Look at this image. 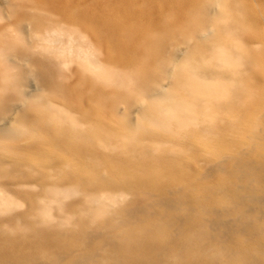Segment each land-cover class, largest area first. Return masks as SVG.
<instances>
[{"label": "bare ground", "instance_id": "obj_1", "mask_svg": "<svg viewBox=\"0 0 264 264\" xmlns=\"http://www.w3.org/2000/svg\"><path fill=\"white\" fill-rule=\"evenodd\" d=\"M1 1L13 17L25 4V0ZM50 1L57 3L51 15L27 11L19 16L21 23L0 26V264H264V128L257 126L256 140L246 148L224 156L204 173L185 176L179 186L164 184L155 168L144 169L152 162L158 165L163 157L142 149L137 154L130 148L141 144L144 132H152L153 125L168 130L177 126L181 134L193 135L188 132L192 125L210 136L228 88H233L232 94L244 93L242 68L252 61V53L243 40L248 26L233 15L237 11L247 16L232 4L237 0H227L232 5L208 0L202 8L206 17L201 13L199 18L203 27L183 39L188 49L185 63L180 64L175 54V61L162 65L172 83L183 88L179 93L163 90V85H144L110 68V59H100L90 36L68 25L89 18L83 2L91 1L101 14L103 4ZM4 14L0 11V20ZM90 19L111 42L116 24L97 16ZM40 23L46 26L39 28ZM73 62L138 104L139 117L133 119L127 110L122 121L135 159L111 158L114 154L109 150L102 153L100 147L97 153L94 146L85 145L92 130L71 113L79 105L72 97L77 90L69 81ZM78 78L90 80L81 72ZM34 83L35 91L29 90L28 84ZM81 103L90 106L92 101L85 97ZM98 103L106 105L104 98ZM63 116L84 137L69 136L62 142L56 138L78 155L87 153L96 166L87 172L89 180L65 170L62 176L69 180L63 184L48 175L55 173L24 167L28 163L23 153L41 149V142L34 143L36 135L49 134ZM23 121L28 123L20 124ZM22 139L29 140L23 151L12 144ZM169 152L164 156L177 153ZM101 166L110 170H100ZM222 170L229 174L228 180L210 179ZM178 172L175 168L171 175ZM10 189L27 199L25 210H17L21 204L7 193Z\"/></svg>", "mask_w": 264, "mask_h": 264}, {"label": "rangeland", "instance_id": "obj_2", "mask_svg": "<svg viewBox=\"0 0 264 264\" xmlns=\"http://www.w3.org/2000/svg\"><path fill=\"white\" fill-rule=\"evenodd\" d=\"M207 1L93 0L94 4H103L102 8L105 12L103 14L92 8L94 6L91 1H85L82 7L89 18L82 20L79 24L69 23L68 25L76 27L82 34L90 36L95 47L100 51V59L102 61L110 59V62H107L110 68L130 74L137 82H144V85H156V88L163 85V90L172 89L174 93H179L183 91V88L181 85L172 83L173 78L171 79L163 73L162 65H168L169 61H175V54L179 56L180 64L185 63L184 56L188 49L183 39L186 36H193L203 27L199 18L201 13L203 14L201 16L206 17L202 8ZM226 3L236 5L237 9L241 8L247 14L245 16L237 11L233 13L242 25L248 26L247 32L243 34L245 35L243 40L246 49L252 53V61L242 68L244 73L242 90L244 93L232 94L233 88H228L226 101L220 103V116L215 119L217 126L214 127L210 136L202 128L192 125H188V132H193V135L181 134L177 130V126H173V130H168L153 125L150 127L152 132H144L141 144H136L133 147L130 145V148H133L137 154H140V149H142L144 152L149 150L163 157L162 161H165L162 167L158 166L162 163L161 161L158 165L152 162L151 165L144 166V169L155 168L156 176L162 178L164 184L179 186L182 181L186 180L185 176L204 173L206 168L216 164L224 156L230 155L239 148H246L250 142L256 140V131L264 128V0H237L232 4L226 0ZM1 4H3L2 1L0 2V11L6 15L4 14L0 20V26L9 22L21 23L19 16L26 15L27 11L36 15H45L47 12L51 15L54 13L53 8L57 5L50 0H25V4L18 8V13L13 12V17L8 13L11 10ZM95 16L100 17L103 21L116 24L117 30L111 42L106 40L108 34L104 30L94 26L90 17ZM38 25H41L39 28L46 26L44 23ZM226 40L229 41V39ZM207 41V38H201L202 43L206 44ZM203 56L206 59L207 52ZM1 68L0 63V72ZM79 72L87 76L90 79L89 82L79 80ZM69 74L71 76L69 81L73 84L72 88L77 90L72 94V97L79 104L71 113L74 118L81 119L89 130H92L90 142L85 145L94 146L97 153H100V147L103 148L102 153L106 152L105 149L109 150L114 154L111 158L117 155L122 160L135 159L137 155L128 148L129 138L125 133L122 121L126 117L127 110L131 112L133 119L139 117L138 104H131L126 99V96L128 98L129 95L121 94L115 85L101 83L99 80L96 81L95 77L84 73L76 62L71 64ZM151 76L153 84L150 82ZM156 80L159 81L155 84ZM28 85H30L29 90L35 91V83ZM98 87L103 91L98 90ZM45 93L47 94V92ZM85 97L92 101L90 106H83L81 103ZM101 98L105 99V106H100L98 103ZM53 100L56 104H63L60 98H53ZM64 117H59V122L50 128V133L46 136L37 132V141L33 140V142H41L39 146L41 149L23 153L27 157L28 163L24 167L28 171H32V167L37 166L43 171L55 173L48 175L63 184L69 180L66 176H62L65 170L75 173L76 177L89 180L87 172L95 171L96 166H92V162L86 158L85 154L87 153L78 155L75 151L61 145L62 140L64 141L69 136L74 140H82L84 137V133L77 135L78 126L75 129L64 120ZM27 123L28 121H23L20 124ZM56 137L60 138L61 142ZM27 142L29 140L22 139L12 144L23 151ZM183 143L187 145L186 148ZM172 150H176L177 153L170 158L164 156L165 152L172 153ZM7 151L15 154L13 151ZM174 158L183 160L174 164L172 162ZM49 159L51 161H48ZM113 161L107 159L106 163L113 164ZM51 162L54 166L49 167ZM175 168H178L179 172L176 175H171V170ZM100 170L109 171L110 169L101 166ZM210 179L213 181L228 180L229 174L223 170L218 171ZM72 184L75 183L72 182ZM7 193L21 204L17 208L18 211L25 210L26 198L13 189L8 190Z\"/></svg>", "mask_w": 264, "mask_h": 264}]
</instances>
